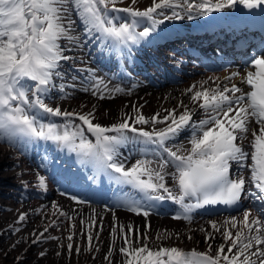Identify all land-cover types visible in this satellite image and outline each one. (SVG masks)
Segmentation results:
<instances>
[{"label": "snow or ice", "instance_id": "1", "mask_svg": "<svg viewBox=\"0 0 264 264\" xmlns=\"http://www.w3.org/2000/svg\"><path fill=\"white\" fill-rule=\"evenodd\" d=\"M118 3L124 0H0V140L21 147L52 142L75 153L81 163L91 164L96 174L134 190L133 195L125 194L118 206L143 216L145 224L143 228L118 224L113 212L111 239L104 256L108 264H264V50L251 58L244 75L233 71L223 77L228 83L215 76L196 82L183 93L190 96L189 104L180 100L175 107L150 117L143 113V105H132V114L123 113L119 122L104 126L94 122L95 105L91 111L78 112L46 102L54 90L61 99L72 95L69 89L90 92L100 100L131 95L122 87H110L96 70L78 67L75 61L82 58L66 54L83 48L85 37L98 33L119 52L122 46L140 44L165 20H192L238 5L264 11V0H152L143 10L135 7L137 0H128L126 7H117ZM110 12L127 13L132 20L117 23ZM140 20L150 21L151 27L137 32ZM237 78L248 90L232 82ZM198 110L203 116L194 119ZM53 117L64 122L57 123ZM144 125H151V130H145ZM183 132L189 133L186 142L175 143ZM86 133L95 138L94 142ZM127 145L134 146L130 153L134 150L140 158L133 162L131 155L119 151ZM38 180L39 187L46 190L45 177L41 175ZM71 199L88 203L75 196ZM245 199L259 202L255 211L245 208L239 216L209 220L208 228L199 229L204 233L203 251L147 242V218L157 207L155 202L172 201L179 206L173 219L191 223L192 214L199 209L217 205L234 208ZM52 207L59 210L55 203ZM97 217L92 209L87 221L81 220L85 227L79 235L86 237L84 250L89 253L100 251L93 242L99 241L104 224L103 218ZM26 219L27 213H20L17 222ZM51 226H45L38 235L33 232L31 242L45 238ZM75 228L72 224L66 237L69 256L73 250L77 255L82 250L74 246ZM217 234L223 242L214 249L212 241ZM180 236L165 229L157 233L156 240H178ZM118 237L123 243L117 249ZM116 251L122 257L119 262L113 260ZM45 255L46 251L39 253L40 257Z\"/></svg>", "mask_w": 264, "mask_h": 264}, {"label": "bare ground", "instance_id": "2", "mask_svg": "<svg viewBox=\"0 0 264 264\" xmlns=\"http://www.w3.org/2000/svg\"><path fill=\"white\" fill-rule=\"evenodd\" d=\"M126 6H128V0L121 3L118 7ZM135 7L143 10L146 8V4L141 3L140 5L137 3ZM122 13L128 15L127 13ZM66 54L79 57L78 48ZM225 76L220 77L221 83L227 82L223 80ZM193 81L194 78H188L185 84L189 85ZM183 90V87L150 92H145L144 90L141 92L146 94L140 97L138 96L139 93H137L104 100H99L89 93H77L76 90L75 93L69 90L72 95L67 99H56L55 94H58V92L54 90L51 98L46 99V102L53 107L60 106L62 110H75L78 112L91 111L93 105H95L96 118L94 122L109 126L112 123L119 122L123 113L132 114V105H143V113L150 117L164 108L175 107L180 100H183L185 104H189L188 98L183 94ZM125 105H128V107H125ZM158 127H163V125ZM144 128L151 130V125H145ZM0 180L8 182L6 187L1 188L3 194H0V264H108L104 260V256L108 251L111 239L109 233L110 226L113 223L112 211L99 207L72 208L65 201L50 197L46 192H44L42 200H26L25 198H19V196L16 197L17 191L23 193L28 191L29 194H32L42 189H39L38 178L33 174L32 170L22 164L8 147L2 145H0ZM168 183L172 184L171 178H168ZM53 203L59 206V210L67 212L73 219L69 220L67 216H61L60 211L52 207ZM92 209L96 210L98 220L100 217L103 218L104 228L100 232L99 241L94 240L93 242L99 246L100 251L89 253L84 250L87 246L86 237H82L79 233L85 227V225L81 224V220L87 221L88 217L92 215ZM20 213H27V219L18 223ZM114 213L118 224L127 225L131 223L140 228H143L145 224V218L142 216H133L119 211ZM53 222L55 223L53 224ZM147 222L150 224V229L147 231V236L149 237L147 242L150 245L163 243L165 246L178 245L186 249L193 245L206 248L204 240H202L204 233L199 229L194 230L190 227L192 225L185 226L179 222L173 223L170 217L165 216H149ZM72 224L76 225L75 232L77 233L74 237V246L79 245L82 250L79 255L73 250V253L69 256L66 248L68 243L66 237L69 235L68 230ZM48 225L52 226L48 227V231L44 233L45 238L33 244L31 241L35 239V236L32 233L35 232L38 235ZM203 227L208 228L206 225ZM16 228H19L20 232H15ZM165 229L173 233L179 232L181 234L180 239L172 238L162 242L157 241V233H162ZM95 231L96 229H93L94 234ZM189 235L192 236L190 240L187 238ZM49 236L59 237V240L46 239ZM17 240L21 242L13 248L12 245ZM222 242V238L218 237L217 234L216 239L212 243L213 248L217 247L214 246L215 244L219 245ZM122 243L123 241L118 237L117 249ZM41 251H46L44 257L39 256ZM58 252L60 255H57ZM93 256L96 258L93 259ZM121 259L120 253L116 251L113 260L119 262Z\"/></svg>", "mask_w": 264, "mask_h": 264}, {"label": "rangeland", "instance_id": "3", "mask_svg": "<svg viewBox=\"0 0 264 264\" xmlns=\"http://www.w3.org/2000/svg\"><path fill=\"white\" fill-rule=\"evenodd\" d=\"M125 1H126V0H124V2H125ZM151 2H152V0H137V3H138V4L141 5V3H145V4L147 5V7L151 5ZM118 4H120V3H118ZM118 4H117V7H118ZM75 123H79V122H76V121H75ZM1 187H2V186H1ZM172 222H173V221H172ZM173 223H175V222H173Z\"/></svg>", "mask_w": 264, "mask_h": 264}]
</instances>
